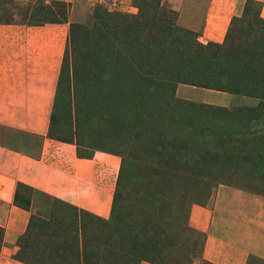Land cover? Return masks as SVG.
<instances>
[{
    "label": "rangeland",
    "instance_id": "374dc122",
    "mask_svg": "<svg viewBox=\"0 0 264 264\" xmlns=\"http://www.w3.org/2000/svg\"><path fill=\"white\" fill-rule=\"evenodd\" d=\"M196 1L0 0L7 32L48 35L55 77L46 137L91 160L71 182L77 204L43 199L50 215H34L19 239L16 256L25 263L213 264L207 233L188 225L193 206L221 213L224 244L237 241L229 242L233 230L264 225L262 5L243 4L211 40L199 38L205 6ZM0 140L33 156L42 137L0 127ZM178 142L184 147L174 148ZM235 191L254 201L237 200ZM115 193L116 220L108 222ZM258 250L245 264H264Z\"/></svg>",
    "mask_w": 264,
    "mask_h": 264
},
{
    "label": "crops",
    "instance_id": "0c3cea01",
    "mask_svg": "<svg viewBox=\"0 0 264 264\" xmlns=\"http://www.w3.org/2000/svg\"><path fill=\"white\" fill-rule=\"evenodd\" d=\"M257 1L262 4L263 15L264 0ZM196 2L199 6H205L201 18L202 28L198 30L199 38L218 40L225 32L230 19L238 16L246 0H197ZM47 37L46 31L39 29L19 31L10 29V32H7L0 25V127L13 128L42 137L40 147L33 156L0 140V228L2 229L0 264H27L16 255L20 249V236L28 228L30 217L38 215L46 219L50 215L51 207L43 200L45 197L59 198L77 204L75 201L77 192L71 182L74 175L79 173L77 171L79 163L91 161L75 157L70 144L46 137L47 103L51 100L53 91L48 79L50 81L55 77L53 74L48 76ZM19 38L21 42L23 40L26 42L21 43ZM53 54L54 56H49V62L52 63L54 62L52 59H55V53ZM50 72L52 73L53 69ZM32 104L35 106L31 107ZM18 182L32 187L31 202L27 208L14 203ZM35 194L39 198L35 199ZM235 194L237 200L246 198L248 204L254 201L252 193L243 194V197L236 191ZM244 199L241 210L245 207ZM103 201L102 199L101 202ZM261 209L264 207L262 206ZM92 210L98 212L93 208ZM218 211L220 212L219 209ZM219 215L221 216V213L217 214L216 211L212 215L211 211L200 206H193L190 211L188 225L207 233L205 252H213L216 258L207 257L208 261L213 264H245L247 254L252 252L253 247L264 253L263 223L261 227H251L246 224L242 232H239V229L231 231L229 242L236 239L238 242L224 244L222 234L228 233L225 230L221 233L224 221ZM229 222L231 225L235 223L233 218ZM211 230H214V233L216 230L220 232L219 234L216 232L215 237ZM228 244L229 246H226ZM259 252L256 254L258 255ZM140 264L151 263L142 261Z\"/></svg>",
    "mask_w": 264,
    "mask_h": 264
},
{
    "label": "trees",
    "instance_id": "16d2710c",
    "mask_svg": "<svg viewBox=\"0 0 264 264\" xmlns=\"http://www.w3.org/2000/svg\"><path fill=\"white\" fill-rule=\"evenodd\" d=\"M246 2H257V3H260V5H262L261 4V2L260 1H257V0H246ZM246 2H245V4H246ZM245 6V5H244ZM237 18H239V17H233L232 19H231V21H230V26H232L234 23H235V21L237 20ZM49 122H50V126L51 125H53V122L55 121V116L53 115V113H51L50 114V117H49ZM50 130H51V127H50ZM179 147V148H182V147H184L182 144H179V142L177 143V145H175V147L174 148H176V147ZM120 169H124V159L122 160V163H121V167H120ZM120 178H121V176H120ZM24 186V187H27L31 192H32V187H30V186H28V185H26V184H24V183H20V182H18L17 183V186H16V191H15V193H14V203L16 204V205H18V206H20V207H29V205H30V202H31V195H32V193H30L29 195H27V197H25L26 195L24 194V193H22V192H19L18 191V186ZM118 198H119V196H118V194L117 193H115L114 194V197H113V204H112V214H111V216H112V218H111V216H110V218L107 220L108 222L110 221V222H112L113 220H116L114 217L115 216H113L114 215V213H115V209L117 208V203H118ZM55 199V198H54ZM189 211V210H188ZM34 215H32L31 217H30V221H29V226L31 225V222H33L34 220ZM1 232H2V229L0 228V236H1ZM127 236V240L128 241H135L131 236H128V235H126ZM115 240L118 238V237H113ZM133 239V240H132ZM153 241H154V239H153ZM138 241H136V243H137ZM142 242V241H141ZM134 244L135 243H133L132 245H130L131 246V249H130V251H134V252H136L135 250H136V245H135V247H134ZM144 247H145V250L147 251V252H151L152 251V249L151 250H149V248L150 247H146L145 245H144ZM127 248V247H126ZM135 250H134V249ZM127 250V249H126ZM154 250H155V248H153V251L151 252V253H153L154 252ZM110 252H112V254H115V255H118L117 254V252L115 251V252H113V251H109V253ZM150 253V254H151ZM137 254V253H136ZM17 257V256H16ZM19 258V257H18ZM107 258H108V256H107ZM110 258V257H109ZM148 259H146L147 261H150L151 262V260L152 259H150L149 257H147ZM20 259V258H19ZM143 259H145V258H143ZM106 262H108V263H110L109 261H106ZM112 262H114V263H117L118 262V260H114V261H112Z\"/></svg>",
    "mask_w": 264,
    "mask_h": 264
},
{
    "label": "built area",
    "instance_id": "2783aa9c",
    "mask_svg": "<svg viewBox=\"0 0 264 264\" xmlns=\"http://www.w3.org/2000/svg\"><path fill=\"white\" fill-rule=\"evenodd\" d=\"M116 4V3H115Z\"/></svg>",
    "mask_w": 264,
    "mask_h": 264
}]
</instances>
